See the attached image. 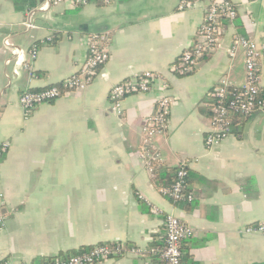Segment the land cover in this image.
<instances>
[{
    "label": "crops",
    "instance_id": "1",
    "mask_svg": "<svg viewBox=\"0 0 264 264\" xmlns=\"http://www.w3.org/2000/svg\"><path fill=\"white\" fill-rule=\"evenodd\" d=\"M178 1L91 0L42 10L29 0H0V144H8L0 156L7 213L0 260L36 262L124 243L139 252L97 264H158L154 249L163 247L164 216L173 213L192 230L181 245L182 264H264V235L246 231L264 222V110L230 119L224 141L204 144L214 87L246 82L243 50L229 52L234 33L264 43V0H230L240 32L227 23L215 51L187 75L174 67L194 39L204 3L181 11ZM93 33L108 34L110 54L87 87L24 117L18 95L75 73ZM36 43L30 76L19 58ZM260 69L264 88V59ZM147 71L156 75L150 91L127 95L121 115L111 113L110 88ZM163 95L174 98L167 127L145 145L142 123ZM144 145L160 170L185 163L190 204L174 205L155 187L154 161L149 170L140 155Z\"/></svg>",
    "mask_w": 264,
    "mask_h": 264
},
{
    "label": "built area",
    "instance_id": "2",
    "mask_svg": "<svg viewBox=\"0 0 264 264\" xmlns=\"http://www.w3.org/2000/svg\"><path fill=\"white\" fill-rule=\"evenodd\" d=\"M39 8L49 9L52 6L67 5L72 8H81L91 0H37ZM196 2H203L202 20L196 29L192 43L179 55L174 71L180 75L189 72L200 59L215 51L220 38L226 32V25L222 20L232 24L237 16V7L230 0H179L178 9L184 11L192 7ZM40 9V10H41ZM28 27H33L27 22ZM87 54L83 63L72 75L66 77L59 83L40 88L26 89L18 95V104L24 117H29L35 107L42 103L56 100L66 92L81 90L87 87L98 69L104 65L109 58L110 37L105 33L89 34L85 38ZM4 45L8 46L7 39ZM240 48L244 53L245 85L234 87L225 81H220L212 91L211 127L205 135L204 144L207 148H213L224 141L231 133V122L228 118L230 112L239 115H249L257 110H264V100L258 97V77L260 63L264 59V43H258L248 37L236 35L231 45L230 55L233 56ZM38 54L37 43L30 47L29 51L20 56L23 68L29 71L31 64ZM156 75L152 72H144L134 79H125L113 85L108 93L110 101V112L121 115L122 101L127 95L135 93H146L150 91L152 82ZM231 88V89H229ZM174 98L169 95L160 97L153 112L147 116L142 123L140 137L141 142L147 145L152 136L165 131L168 124L170 108ZM143 146L140 155L151 170L150 161H156L153 152ZM8 150V144H0V156ZM187 176L186 165L180 162L177 166V178L170 188H162L160 192L171 202H192L193 195L186 191L185 178ZM0 193V228L4 226L7 213ZM158 211L156 207H152ZM164 244L160 249H154L158 264H182V242L192 236V230L185 225L173 213L164 216ZM247 232H256L264 235V222L252 224L246 227ZM139 249L127 247L124 243H98L73 255L65 257H48L36 262H14L12 259H2L0 264H97L102 260L112 257H122L128 254H137Z\"/></svg>",
    "mask_w": 264,
    "mask_h": 264
},
{
    "label": "trees",
    "instance_id": "3",
    "mask_svg": "<svg viewBox=\"0 0 264 264\" xmlns=\"http://www.w3.org/2000/svg\"><path fill=\"white\" fill-rule=\"evenodd\" d=\"M38 4V1L37 0H29V3L27 4L29 7H35L36 5ZM238 16V15H237ZM237 16L236 18L232 21V23H234L235 25V28L238 29V32H240L241 30V23L239 22V20L237 19ZM228 22L227 20H222V24L223 25H226ZM229 24V23H228ZM236 35H241L237 32L234 33L233 35V38L236 36ZM211 53L209 54H206L204 55L201 59H204L208 56H210ZM200 59V60H201ZM195 67H193L189 72L187 73H184L183 75H187L189 73H191L193 70H194ZM261 73V69H259V72L258 74ZM259 86V85H258ZM231 89V88H229ZM258 97L263 99L264 100V88L260 87L258 88ZM212 104V103H211ZM243 115H239V114H236V113H232L230 112L229 115H228V118L229 119H232V118H237V117H242ZM231 122V121H230ZM232 123V122H231ZM232 130V129H231ZM152 169H153V184L155 185V187L157 189H159V191L162 189V188H170L173 183L175 182L176 178H177V167H169V168H165L164 170H160V167L158 165V161H154L152 163ZM187 170V168H186ZM185 186H186V191H189V186H188V171H187V176L185 178ZM169 200H171L169 197H168ZM191 203V202H190ZM190 203H187V202H184V201H180V202H177L176 204L174 205H188ZM101 244V243H100ZM90 246H87V247H84V248H80V249H77L73 252H71L69 255H73V254H76L80 251H83L84 249H88ZM65 257V256H63Z\"/></svg>",
    "mask_w": 264,
    "mask_h": 264
}]
</instances>
